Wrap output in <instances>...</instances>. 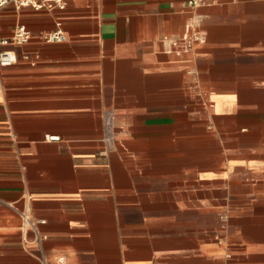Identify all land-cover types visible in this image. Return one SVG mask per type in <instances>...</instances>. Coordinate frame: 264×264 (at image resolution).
I'll use <instances>...</instances> for the list:
<instances>
[{
	"label": "crops",
	"instance_id": "obj_1",
	"mask_svg": "<svg viewBox=\"0 0 264 264\" xmlns=\"http://www.w3.org/2000/svg\"><path fill=\"white\" fill-rule=\"evenodd\" d=\"M61 1L0 10V264H264V0Z\"/></svg>",
	"mask_w": 264,
	"mask_h": 264
},
{
	"label": "built area",
	"instance_id": "obj_2",
	"mask_svg": "<svg viewBox=\"0 0 264 264\" xmlns=\"http://www.w3.org/2000/svg\"><path fill=\"white\" fill-rule=\"evenodd\" d=\"M206 0H187L186 5L189 8H196L198 6L204 5ZM6 7H13L15 9L20 8H31L33 10H53L55 8L63 9L64 4L61 0H0V10ZM31 38V34L23 26H18L13 36L10 39L0 37V67H7L15 63L16 59L12 52L5 47L14 44V45H23L28 42ZM44 41L53 42V41H65V36L60 31L53 33H48L43 36ZM201 34L197 31H192L186 38V43L188 47H192L195 42L201 41ZM51 141H58L59 137L52 136L49 138ZM102 142L103 150L101 154L103 156L112 153L116 148L117 136L115 128V114L111 109L105 110L103 113L102 121ZM21 218L23 224L30 228L37 236V242L40 244L41 240L38 234V225L43 224L44 221H33L28 215L23 212L21 213ZM41 264H46L45 257L41 254L39 257Z\"/></svg>",
	"mask_w": 264,
	"mask_h": 264
}]
</instances>
